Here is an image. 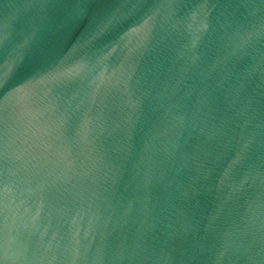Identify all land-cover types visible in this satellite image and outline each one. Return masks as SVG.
<instances>
[{
    "label": "water",
    "instance_id": "1",
    "mask_svg": "<svg viewBox=\"0 0 264 264\" xmlns=\"http://www.w3.org/2000/svg\"><path fill=\"white\" fill-rule=\"evenodd\" d=\"M0 264H264V0H0Z\"/></svg>",
    "mask_w": 264,
    "mask_h": 264
}]
</instances>
